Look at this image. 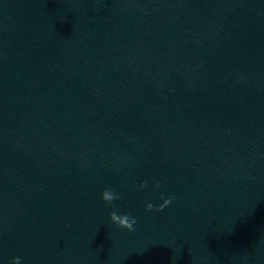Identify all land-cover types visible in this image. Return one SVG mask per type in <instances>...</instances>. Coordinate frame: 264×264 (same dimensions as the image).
Returning <instances> with one entry per match:
<instances>
[{
  "label": "clouds",
  "instance_id": "clouds-1",
  "mask_svg": "<svg viewBox=\"0 0 264 264\" xmlns=\"http://www.w3.org/2000/svg\"><path fill=\"white\" fill-rule=\"evenodd\" d=\"M147 187V182H142L139 185V188L137 189L142 190ZM155 187H160L159 182L155 183ZM101 198L105 202L106 205L113 206V201L118 200L120 198L119 194L114 192L111 188H105L101 192ZM174 197L169 196L167 199H163V203L160 204L158 207L154 206L152 203H146L145 210L146 211H152L155 207L156 211H162L164 208H166L169 204L172 203V200ZM109 217L111 222L116 225L118 228L125 229L128 232L135 231V225L137 223V220L134 216H131L130 214H120L116 211H112L109 213ZM11 264H20V257H14L11 261Z\"/></svg>",
  "mask_w": 264,
  "mask_h": 264
}]
</instances>
